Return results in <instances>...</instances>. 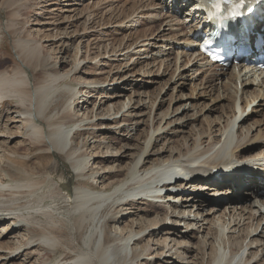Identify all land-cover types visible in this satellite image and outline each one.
<instances>
[{
  "label": "rangeland",
  "instance_id": "1",
  "mask_svg": "<svg viewBox=\"0 0 264 264\" xmlns=\"http://www.w3.org/2000/svg\"><path fill=\"white\" fill-rule=\"evenodd\" d=\"M3 2L5 3L6 0H0V32L2 39H0L2 43L0 47V63L3 65L1 72L4 70H12V68L21 65V56L15 48V42L28 35L31 36V38L33 37L32 39L30 38L31 46L37 47L38 53L41 52L39 53V57L40 61L44 63L45 68L50 69V71L52 68H56L61 73V79L56 85L58 89L54 98V105H57V108L52 115H62L67 103L72 100V110H69L70 112L72 111L71 113L73 116L71 115L66 126V130L72 132L71 138L74 143L71 142L74 145L81 146V148L84 146L82 149L86 151L88 157H92V159L98 158L96 161L93 160L92 163L95 162V164H90V169L88 168L90 171L89 175H92V179L95 180L93 183L94 186L96 184L99 186L100 182L104 181V187H110V185L113 184V191L123 184H127L125 190H133L135 186L137 187L138 185H136V182L133 180L136 173H132L133 164L130 163L133 157L145 148L144 144L150 139L151 129H156L159 126L166 128L172 121H169V119L163 120L167 113H172L170 118L177 116L176 118L180 119L177 124H182L185 127L181 129L176 128L174 131L176 134L174 136L171 135L172 133L169 135H160L162 131L154 135L151 142L153 147H151V149H153V152H160L162 156L160 161H164L165 163L170 156L169 154L173 152L185 153L183 150L184 145L187 144L189 148H192L194 139L198 135L207 136L214 130H216L214 132H217L220 128V120L218 117H221L222 114H228L230 107H232L231 100L227 99L226 101L223 97L221 100L214 102L218 94L209 96L210 89L207 88L210 85L216 86L217 89L222 88V95V93L227 90H225L224 87L225 78L217 81L215 78L214 82H208L210 81L208 80L209 76L214 74V70L209 71L207 69L208 71L202 74L201 67L198 69L197 65L192 72H187L186 68L188 67L189 57H183L180 51L177 50L178 48L175 49L174 47L173 53H171L172 51L169 50V47L167 48V45L170 44L169 42L175 46V44H183L186 41L185 38L182 37L174 39L176 35L175 31L174 33L170 32V26L167 27V23H159L160 17L156 12L160 11L159 7L164 3L163 0H17L15 7H18L19 18L16 16L18 19L13 17L14 12H12V8L14 9L15 7H9L7 5L3 7ZM151 4L152 6L155 4V6H153V8H155L153 11L155 12L152 17L150 15L147 17L139 15L140 12L145 13L146 11L144 12V10H147L146 6ZM172 4L173 3H170V5ZM184 11L187 12L186 10H183V12ZM164 13H166V11ZM126 17L127 19H125ZM180 17H182V15ZM13 19H15V21ZM151 19L153 21H151ZM12 21L15 23H11ZM134 21L137 22L134 23ZM182 22L183 20H181V23ZM173 23L174 22L170 23V25L172 24L174 26L175 23ZM10 24H12L13 28L11 26V28L9 27ZM194 26L195 24L193 27ZM175 29L180 30L181 27L175 26L174 30ZM148 30H154V33H147ZM178 39L181 43L179 41L176 43ZM182 39L184 42H182ZM164 42H166L164 46L166 48H164V51H166L165 55L157 58L155 55ZM185 44L187 45L188 43L186 42ZM176 58L179 62L178 66H176ZM168 65H170V68H165V66ZM182 65L185 68H183ZM39 68L31 69L33 83L43 81L45 77H48V73L51 74L50 71L47 75L40 73L42 68ZM38 72L39 74L37 75ZM189 76H192L195 81H191ZM72 88L75 89V91L72 92H79L81 90L82 92L73 98L72 94L69 93ZM87 89L93 91V93H91L92 95L86 94L88 93ZM252 89L254 91L255 88ZM241 97L242 96L239 95L238 100H236L234 104V108L237 110L243 107V103H241L242 101L240 99ZM9 101L11 104H8V101H6L5 105L0 107V113H4L0 120V178L3 176L6 181L10 182L11 179L14 180L16 178V174L18 173L27 175V170L29 172H35L37 168L44 167L45 165H47V171L45 172H51V175L54 177L58 178L59 175L65 176L66 173L70 171L68 160L61 154L52 156L49 154L47 157L45 150L33 147L32 140L34 139L32 131L27 126L25 119L27 117H24L26 114H23L26 108L21 106L18 99L12 98ZM259 101L260 99H258L248 110L249 112L247 111L246 113H253L254 116H250V121L245 124H240L241 126L238 125L236 131L240 133L242 127L248 126V124L253 125L254 123V125H259L257 128L259 127L264 132V108L259 107ZM187 103L186 109L182 108L179 113H175L176 110ZM123 104H125V108L119 106ZM214 108L216 111L210 112L211 109ZM107 109L110 110V113H108L109 115L107 114L104 117L101 116L100 114H103V110ZM127 109H131L133 115H136L134 119H127L128 113L125 112L128 111ZM20 110L22 112H20ZM117 110L120 111L119 114H117ZM259 110L260 115H255V111ZM123 114L127 117L125 120L124 118L121 119V115ZM115 118L120 122L119 125L114 122L113 119ZM101 119H108V121L102 126L101 121H99ZM40 120L44 123V127L47 128L45 119L40 118ZM134 122L138 124L136 126L132 125ZM94 124L97 126L95 127ZM127 125L130 126L129 131L127 130ZM168 128L171 129V126L166 128V132L169 130ZM259 128L255 130L252 136L255 137L257 133L260 132ZM73 133H77L78 135L76 134L73 136ZM215 134L216 133H214V135ZM73 137L76 138L73 140ZM117 142L120 143V145H116L115 143ZM123 146H127L126 149H121ZM262 149L259 148L258 150L260 151ZM118 151L121 152L118 156L126 152L125 155H129L128 158H122L119 162L117 161L119 157H110L108 160H104V157H95L98 153H101V156L102 153L103 156H106V154L109 155L111 152L116 154ZM155 160H157V157H152V161L154 162ZM252 161L254 162L255 160L229 159L222 162L221 165L216 168H223L226 165L242 167L243 164L253 163ZM19 162H24L27 166L21 167L18 165ZM156 163L157 162H154L153 164L156 165ZM239 163L241 166L238 165ZM153 164L151 162L146 165V170L149 169L148 171H150L149 167H152ZM119 167L125 169V172L114 175L109 180L103 178L111 174L110 172L116 173ZM141 173H143V171ZM39 176L41 175H36L35 178ZM22 178L17 181L20 182L22 180L25 182ZM144 180L145 183L142 182L143 184L149 182L147 178ZM97 181H99V183H96ZM15 182L16 181L10 182V184H12L11 186H15ZM51 184L52 186H46L38 196L27 197L18 196V194L11 196L12 188L10 189V187H8V190L5 192L6 196L0 197V264H45L48 261L47 259L53 256V262L55 261L56 256L54 253L42 248V246H44L42 241L38 240L35 243L29 244L28 240L32 235L30 231L31 226L22 227L18 231L14 228L17 223L22 222L20 219L21 216L20 218H15L13 214H20L27 217L30 212L33 214L32 216L34 218L30 220V223H32L31 225H33V223L38 224V222L43 224L45 219L37 214V212L39 208H46L49 205L53 206L56 210L57 217L63 218L68 222L70 238L73 240V247L76 248V251L73 252L72 259L64 264H73L76 256L80 253L78 247L84 249L82 244H80L75 237L74 230L72 231L71 229V204L68 202L69 196L67 193H64V191V196L55 195L52 197L49 193V188L55 187L57 184ZM229 185V182H226L224 184L225 189H229ZM254 185L251 187L253 191L264 193V190H261L259 184ZM192 187L193 186L186 189L184 194H187V192L191 194V191H195ZM248 187L249 185L246 186V188ZM106 190L109 192L110 188H106ZM100 191L101 190H99V192ZM214 194L216 193L208 192L202 198L205 197V200H214V202H226V196L219 195L215 197L216 195ZM241 197L245 198L244 201L250 203V199L246 196ZM261 197L262 200H264L262 194ZM113 202L116 203V199L112 200L111 203ZM111 203H109L110 205H106L102 210V213L98 217L100 220L107 219L116 212L114 211L115 208L111 206ZM148 203V201L139 202L136 208H146ZM225 206L226 205L221 208L224 209ZM242 206L243 205L239 204V208ZM107 208L110 209L107 210ZM221 208L215 210L217 219L220 217V220L215 221L218 230L211 226V222L214 221L212 217L209 218V225L207 223H199L196 228L192 226L188 228L187 225L182 223L176 227V230L181 232V235H189L188 240H185L187 242L186 245H188L187 248L189 247V251L185 250L184 252L186 255L184 264H214L219 256V250H226L229 252L231 247H236V250H238L237 245L239 243V245L243 246L244 250L248 244H251V241L253 245L248 247V252L251 248H253L251 252L254 254L259 250L260 252L252 261L251 259L254 254L249 256V264H253V262L256 261V264H264V225L262 224L259 227L257 233H254L257 226L254 227L255 229H249V221H246L244 225L242 221L240 226L234 227L235 223H231L228 217L222 218L224 210H221ZM209 209H211L210 205L207 209V213L210 212ZM196 211L197 209L193 210L195 213ZM122 213L125 214L124 219L120 220L119 224L115 226H119L118 228H112V232L115 233L114 230L116 231L117 229L119 232L121 230L125 231L126 229L125 234L128 236V233L131 231L130 224L134 223V228L137 231L134 233V240L135 237L143 238L141 242L139 241L140 243L136 242L134 246H132L134 241L131 239L127 242L124 241L123 244L115 245L112 248V256L115 264L127 263L126 259L127 261L129 259L124 257L125 255L123 252L129 251L132 253L131 248H137L140 251L146 247L148 250L150 249L149 252L146 251V254L149 256L144 257L147 260L141 261L140 264H171V261L176 260L175 257H169L170 254L167 253L169 249L173 248L172 254H175L178 249L177 246L174 247L175 243L173 241L171 242V240L175 238H170L165 235L166 233L162 229L166 228L164 226H172L173 219L168 217L166 219L167 224L160 225L159 227L147 228L143 231V234V232H140L139 226L136 228V222H141L144 220V217L137 216V214H135L136 212L132 211L130 208H125ZM10 218L15 219L12 220ZM199 219L201 220V218ZM150 220L158 221L160 218L152 216ZM145 221L146 223L144 224L146 225L148 219H145ZM222 226L225 227V229H223ZM159 228L160 230L156 234L148 236L150 231L158 230ZM195 229L196 231H194ZM221 229L225 230V235L221 233ZM235 229H237L236 232L240 230V233L233 235ZM248 232H251L252 235L246 238L244 242L242 236H247ZM180 234L178 236H180ZM238 236L241 238L240 240L237 238ZM254 240L259 241L253 242ZM179 242H181V240H179ZM186 245L183 243L182 246L186 247ZM19 246L23 248L16 250ZM31 246H34V248L30 249ZM171 258L173 259L171 260Z\"/></svg>",
  "mask_w": 264,
  "mask_h": 264
},
{
  "label": "bare ground",
  "instance_id": "2",
  "mask_svg": "<svg viewBox=\"0 0 264 264\" xmlns=\"http://www.w3.org/2000/svg\"><path fill=\"white\" fill-rule=\"evenodd\" d=\"M16 1L17 0H6L5 3L3 2L2 6L4 7V5H7L9 7H15L17 3ZM170 1H171L170 3H173L171 5L172 7L177 2L180 3L182 1L186 2L184 0H170ZM188 5L189 4L186 3L184 10L189 11L191 9L190 13L192 15H190V17H187L185 21L183 20L182 23H181L182 17H180L182 9L180 10L179 9L180 7L178 6H175L174 8L170 9L167 6V4L162 3L160 7L158 6L160 8V11H157L156 14L157 15L159 14L160 24L167 23V27L170 26L169 31L173 33L175 31L176 35L174 36V39L177 37L185 38V41L190 45L189 46L187 44L185 46L187 50L181 52V55L183 57H189L188 67L186 68L187 72L189 73L192 72L194 67H196L197 65L198 69L199 67H201L200 69L202 74H205L208 70L210 71V69L207 70L205 67H203L204 64L202 60L197 56V53L189 51L190 47L192 49H195V45L192 43V39L190 35L191 31H188V29L192 27L194 24H195L194 27H196L197 22L195 19L196 17L195 15L198 14H195L194 11V9H196L197 4H193L191 5V7H189ZM153 6H155V4H153ZM153 6L152 4L146 6L147 10H144V12L145 11L146 12L145 13L140 12L139 15H141L142 17L143 16L147 17L150 15L152 17V15L155 12L153 11V9H155L153 8ZM15 8L17 9L18 7ZM15 8L14 9L12 8V12H14L13 17L16 16L18 17L19 14L18 9L16 10ZM165 11L166 13H164ZM187 15L189 14L187 13ZM15 19L13 20L15 21ZM125 19H127V17ZM151 21L153 20L151 19ZM135 22L137 21H134V23ZM172 22L175 23V24L173 23L174 26L172 24H171L172 26L170 25V23ZM11 23H15V22L12 21ZM10 26L12 27V24H10L9 27ZM175 26L181 27V29L174 30ZM153 31L154 30H148L147 33L151 32L153 34L154 33ZM30 38L31 36L28 35L22 39L21 38L18 39L15 42L16 44L15 48L17 49L19 55L21 56L20 59L21 65H19V67L12 68V70H4L1 72L3 65L0 63V107L5 105L6 101H8L7 102L8 104H11L9 100H11L12 98L18 99L21 106L26 108L25 112L23 111V114H26V116L24 115V117H27L25 118L27 122V126L32 131V135L34 139L32 140L33 147H36L40 150H45L47 157L49 154L51 156L56 154L63 155L64 158L67 159L69 162L70 171H68L65 176L59 175V177L57 178L51 175L52 174L51 172H45L47 171V165H45L44 167L37 168V171L35 172H29L27 170L26 172L27 175L19 174V173L16 174V178L14 180L11 179L10 181V182L16 181L15 186H11L12 184H10L9 181H6L5 177L2 176V178H0V197L6 196L5 192L8 190V187H10V189L12 188L11 196L17 194L18 196L21 195L27 197L38 196L39 193L43 191L46 186L48 185L52 186L51 183H53V185L57 184V186L49 188L50 191L48 190L49 193L52 195V197L55 195L62 197L63 192L65 191L64 193H67V195L69 196L68 198L69 200L68 199L67 200L71 204V213H70V220L72 222L71 229L72 231L74 230L75 237L77 238L79 243L82 244V246L84 247V249L78 247V249H80V253L76 256V259L73 261V264H97V263L115 264L112 256V248L115 245L123 244L124 241L127 242L129 239L134 241L132 246L136 245V242L139 241L141 242L143 237L142 238L135 237L134 240V233L137 232L134 228L135 226L134 223L130 224L131 231L128 233V236L125 234L126 229L125 231L121 230L120 232L118 231V229L116 231L114 230L115 228L119 227V226L118 227L115 226L119 224L120 220L124 219L125 214H123L122 212L123 210H125V208H130L132 211L136 212L135 214H137V216L144 217V220H142L141 222L139 223L136 222L137 224L136 228H138L139 226L140 232L145 231L147 228H154V227H159L160 225L163 224H167L166 219L168 217L173 219L172 226H164L166 228H162L166 233L165 235L169 236L170 238L171 237L175 238L171 240V242L173 241L175 243L174 247L176 246L178 247L175 254H172L173 248L167 251V253L170 254L169 257L176 258V260L171 261V264H184L185 263L184 261L186 260V255L184 252L185 250L187 251L189 249V247L187 248L188 245H186L187 242L185 241L188 240L189 235L188 234L181 235L180 234L181 232H178V230H176V227L182 223L184 225H187L188 228H190L191 226L193 228H196V226L199 223H207L209 225V218L212 217L214 221L211 222V226L217 229L215 221L220 220V217L217 219L216 217L217 214L215 210L217 208L223 207L224 205H226L224 209L221 208V210H224L223 211L224 213H222L223 214L222 218L228 217L231 223H235L234 227L240 226L242 221H243V225L246 221H249L248 224L249 229L250 228L253 229L254 227L257 226L256 229L254 228L255 229L254 233L255 232L257 233L259 227L262 224L264 225V200H262L261 193L253 191L251 189V187L254 184H259L261 186L260 187L261 190H264V149H262L264 148L263 147L264 132L262 131V129L258 127L260 129V132H258L255 137L252 136V134L255 133V130L258 129L257 126H259V125H254V123L253 125L248 124V126L242 127L240 133L236 131L238 125L245 124L246 122L250 121L249 119L250 116L251 117L254 116L253 113L252 114L250 113L246 114V113L251 108V106L256 103L258 99H260L259 107L264 108L263 81L257 82L255 79L251 80L250 78H246V79H242L241 82H236L234 80L235 75L231 71H228L223 74L214 71V74H211L209 76L208 80L210 81L208 82H214L215 78L216 81L225 78L226 80L224 87L225 90L226 89L227 90L226 92L224 91L221 95L222 88L217 89L216 86L210 85L209 87H207L208 89H210L209 96H212V94L213 96L218 94V96H216V98L214 99V102L221 100L222 97L225 98L226 101L227 99H229L232 102V107H230V111L228 112V114H222L221 117H218L220 120L219 130L217 132H214L216 131L214 130L213 132H210L207 136H203V135H198L197 137L195 136L196 138L194 139V144L192 148H189L187 144L184 145L183 150L185 151V153L173 152L169 154L170 156L168 157V160L165 163L164 161L163 162L160 161L162 159L161 153L158 151L153 152V149H151V147H153L151 145V142L153 140L154 135L162 131V134L160 135H169L170 133H172L171 135L174 136L176 134V132H174L176 128L181 129L185 127L182 124L181 125L177 124V122H179L180 120L179 118H176L177 116L170 118L172 113H167L164 116L163 120L165 119H169V121L172 120L167 125V127L171 126V129L168 128L169 130L166 132L167 127L165 128L159 126L156 129L152 128L150 131V137H149L150 139L146 144H144L145 148L143 149V151H139V153L135 157H133L130 163L133 164L132 173H136V175L134 174L135 176L133 177V180L136 182V185L138 186L137 187L135 186L136 187V188L134 187L135 189L132 187L133 190L130 189L125 190L127 184H123L122 186L119 185L120 187H117L113 191L112 190L113 184L111 183H110L111 184L110 187L109 186L104 187V183H105L104 181L100 182L99 186H97V184L95 186L93 185L95 180L92 179V175H89L90 173L89 169H90V164L92 165L95 164V162L92 163V161L93 160L96 161L98 158L92 159V157H88L86 151L82 149L84 146L81 148V146L74 145L73 144L74 141H72L71 138L72 132L66 130L67 122L68 120H70V117L72 115L71 113L72 111L70 112L69 110L71 109L72 100H70L69 103H67L62 115L60 116L52 115L54 110H56L57 108V105H54V98L56 96V91L58 89L56 85L61 79V73L56 68H52L51 71L50 69L45 68L44 63L40 61L39 53L41 52L38 53L37 47H32L33 45L31 46L30 41L33 37L31 39ZM0 39H1V32H0ZM177 41L180 42L179 39L176 40V43ZM182 42H184L183 39ZM169 43L170 44L167 43L168 44L167 48L169 47V50L172 51L171 53H173L174 44H171V42ZM1 44L2 43L0 42V47ZM165 45L166 42H164L161 48L159 49L158 51L159 55L158 52L156 53V55L154 54L157 58H159L160 56L162 57V55L163 56L165 55L166 52L164 51ZM178 63L179 62L176 58V66H178ZM39 67L42 68L40 73H44L47 75V73L50 71L51 74L48 73V77H45L43 81L40 82L36 81L37 83H33L31 69L32 68L37 69ZM165 68L169 69L170 65L165 66ZM183 68L185 67L183 66ZM38 74L39 72L37 73V75ZM240 76L241 73L237 75V77ZM189 79L191 81H195V79L192 76H189ZM252 88H255L254 91ZM72 89L69 93L72 94L73 98H75L82 92V90L79 92H72L75 91V89L73 90ZM91 93H93V91L88 90V93L86 94L90 95ZM239 95L242 96L240 99L242 101L241 103H243V107L237 110L236 108H234V104L236 103V100H238ZM187 105L188 103L186 105H183L180 109L176 110L175 113H179L182 108L186 109ZM119 106H122L124 108L126 107L125 104ZM119 110H117V114H119L120 112ZM127 110L128 111L125 112L128 113L127 114L128 118L126 117L125 114H123L121 115V119L122 118H124V120L126 118L128 120L129 118L134 119L136 115H133L131 109L130 110L127 109ZM215 111L216 109L214 108L211 109L210 112H215ZM20 112L22 111L20 110ZM108 113H110L109 109L103 110V114L100 115L104 117ZM3 114L4 113L2 114L0 113V120L3 117ZM255 115L257 116L260 115V110L255 111ZM40 118L45 119L47 128L44 127V123L40 120ZM104 119L99 120L101 121L102 126L108 121V119L106 120ZM113 120L116 124L119 125L120 122L116 118ZM137 124H138L137 122H134V124L132 125L136 126ZM94 125L95 127L97 126L96 124ZM129 127L130 126L127 125L128 131H129ZM214 133L216 134L214 135ZM76 134L77 133H75L73 136H75ZM74 138L76 137H73V140ZM115 144L120 145V143L118 142ZM127 146H123L121 149H126ZM259 148L262 150L259 151L258 150ZM119 153L121 152L118 151L116 152V154L111 152V154L109 155L106 154V156H103V153L102 156L101 153H98L97 155H95V157H104L103 158L104 160H108L110 159V157L111 158L119 157L117 161L120 162V159L128 158L129 156V155H125L126 152H123L120 156H118ZM155 156L157 157V160L154 161L157 162L156 165H154L153 164L154 162L152 161V157ZM229 159H233V160L252 159L255 161L254 162L252 161L253 163L250 164H243L242 167H237L234 165H226L223 168H216L219 167L222 162H225ZM13 162L16 163L15 161ZM151 162L153 165L152 167H149L150 171H148L149 169L146 170L145 167ZM18 165L21 167L27 166L24 162L21 163L19 162ZM238 165L241 166L240 163ZM142 171L143 173H141ZM123 172H125V169L119 167L116 173L110 172L111 174H108L103 178L109 180L114 175L122 174ZM18 175L19 176L23 175L24 177L23 176L19 177ZM36 175H41V176L35 178ZM20 178H22L25 182H23L22 180L20 182L17 181L20 180ZM146 178L149 179L148 180L149 182L147 184H143L142 182H144L145 181L144 179ZM226 182H229L230 184L228 186L229 189H225L224 184ZM96 183H99V181H97ZM248 185L249 187L246 188V186ZM191 186H193L192 188L195 191H191L190 192L191 194H188V192L187 194H184L185 190ZM106 188H110V191L107 192ZM99 190L101 191L99 192ZM208 192L216 193L214 194L216 195L215 197L219 195L220 196L224 195L226 196L227 200L226 202L224 201L214 202V200L213 201L205 200L204 199L205 197L204 198L202 197L206 195V193ZM241 196H246L248 199H250V203H247L248 201H244L245 198H242ZM115 199L117 202L111 203L112 200ZM110 200L111 202H109ZM146 201L149 202L146 208L143 209L136 208L139 205V202H146ZM108 202L111 203V206L115 208L114 211L116 212L115 213L113 212L114 214H112L109 218L100 220L98 217L102 213L104 207L106 205H110ZM239 204L243 206L239 208ZM209 205L211 206V209H209L210 212L207 213V209ZM109 209L107 208V210ZM194 209H197L196 213L193 212ZM55 211L56 210L53 208V206L50 205L47 206L46 208L44 207L39 208L37 214L42 216V218H44L45 221L43 224L38 222V224L33 223V225H31L32 223H30V220L34 219L32 213L29 212L27 217L22 216L20 214H13L15 218H20L21 216L20 219L22 223L19 222L17 223V225H15L14 228L16 229V231H18L22 227L31 226L30 231L32 235L28 240L29 244L35 243L36 241L40 240L44 243V246H42V248L44 250L52 251V253H54V255L56 256L54 262H53L54 259L53 256L50 257V259H47L48 261L46 260L47 262L45 264H53V263L64 264L68 260L72 259L73 252L76 251V248L73 247V240L70 238V233H69L70 228L68 222L63 218L57 217ZM152 216H156L157 218H160V220L158 221L150 220ZM15 218H10V219L13 220ZM199 218H201V220ZM145 219H148L146 225L144 224L146 223ZM113 227H115L113 229L115 233L112 232ZM223 229H225V227H223ZM223 229H221L222 234L225 233V230ZM159 230L160 228L158 230L150 231L148 236L156 234ZM194 231H196V229ZM236 231L237 229H235L233 235L235 234L237 235L240 233V230L238 232ZM179 234L180 236H178ZM250 235H252V233L248 232L247 236L245 237L242 236L244 242L246 241V238H248ZM237 238L239 240L241 239L239 236ZM179 240H181V242H179ZM255 241L258 242L259 240H254L253 242ZM183 243L186 245V247L182 246ZM238 245H237L238 250H236V247H231L229 252L226 250H219L220 252L219 256L217 257V260L215 261L214 264H249L250 263L249 256L251 254L253 255L254 253L251 252L253 248L249 249V252L247 249L248 247H251L253 245L252 241L251 244H248L246 246V249L244 250H243V246L241 245L238 246ZM22 248H23L22 246H19L16 248V250ZM32 248H34V246L30 247V249ZM146 251L149 252L150 249L148 250L146 247L139 251L137 248L135 249L131 248L132 253H130L129 251L123 252L125 255L124 257L129 259L128 261L126 259L127 262L126 264H128L129 262H130L129 264H140L141 261L147 260L146 258H144L146 256H149L146 254ZM259 252L260 250L253 255L251 261L255 258V256L258 255ZM172 259L173 258H171V260ZM256 263L257 261L253 262V264Z\"/></svg>",
  "mask_w": 264,
  "mask_h": 264
}]
</instances>
